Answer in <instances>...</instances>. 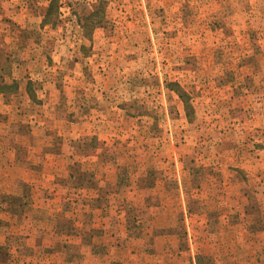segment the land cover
Returning a JSON list of instances; mask_svg holds the SVG:
<instances>
[{
  "label": "rangeland",
  "instance_id": "obj_1",
  "mask_svg": "<svg viewBox=\"0 0 264 264\" xmlns=\"http://www.w3.org/2000/svg\"><path fill=\"white\" fill-rule=\"evenodd\" d=\"M48 2L0 0V77L19 85L0 92L2 152L11 149L22 164L46 167L44 174L31 172V187H1L0 206L30 213L33 230L46 226V211L62 209L71 217L106 212L107 226L122 232L119 214L126 213L127 230L142 246L151 227L157 235L173 231L168 238L200 264H264L260 234L234 224L228 217L241 206L227 201L240 194L236 178H245L264 208V0H59L56 23L41 26ZM81 16L101 19L89 39ZM173 81L187 96L190 119L167 87ZM90 136L107 146L99 156ZM148 167L157 184L138 191L136 177ZM70 168H92L95 175L80 176L78 188ZM116 174L132 186L108 202H91L93 188L115 182ZM13 192L38 196L30 206ZM142 193L152 198L144 201ZM188 197L204 218L181 213ZM0 218V227L8 222L0 228L4 262L7 248L25 240L7 233L12 219Z\"/></svg>",
  "mask_w": 264,
  "mask_h": 264
},
{
  "label": "crops",
  "instance_id": "obj_2",
  "mask_svg": "<svg viewBox=\"0 0 264 264\" xmlns=\"http://www.w3.org/2000/svg\"><path fill=\"white\" fill-rule=\"evenodd\" d=\"M11 80L12 78L9 79V81ZM18 88L19 85L17 83L16 89L8 93L16 92ZM24 89L28 98L32 100V98L29 97L26 91V84ZM5 137L0 136V188L10 187V186L19 187L20 185L31 187L32 182L30 181L29 175H31V172H37L36 171L37 169L44 174V172L46 171L45 164L36 165V166L34 164H28L26 166L17 159L16 153L11 149H9L8 153L2 152V141H3L2 138ZM91 138L95 140V142L92 144L93 146L91 145L92 146L91 149H98L99 147L100 149H102L100 152L99 150L98 152L97 151L95 152V155L99 156L100 154H102L103 150L107 149V146H100L99 143L101 142L99 140H96L97 138L95 136H90L89 139L91 140ZM6 156H8V158H6ZM69 170L70 172H72L73 168L72 169L70 168ZM78 170H79L78 173L89 172L91 175H95V169L92 168L91 169L79 168ZM153 170H154L153 168L148 167L142 175L136 177V185L138 191L145 190L148 188H153L156 186L158 177L154 176V174L151 175V173H153ZM236 170L241 171L239 168L234 169V171ZM147 172H149L148 175H146ZM149 175H151V177H148ZM124 179L123 177L122 178L118 177V175L116 174L115 182L111 183L109 180H106L104 185H99L97 187L95 186V188H93L95 189L94 190L95 194L91 197V202L94 201L97 203L98 201H100L101 198H103L106 202H108L110 196H112L113 194L121 193L122 190L121 188L127 186L131 187L132 186L131 180L127 178L124 182ZM60 180H64V178H60ZM235 181L239 185L241 184L239 187L240 194H238L236 198L228 199L227 201L232 203L234 202L240 203L241 210H235L234 214L230 215L228 218H232V219L234 218L236 220L234 224H238L240 228L244 227L243 230L244 231L248 230L249 234H251L252 236H254L255 233H257V235L260 234L261 241L258 242L257 244L259 248L258 254L259 257L263 258V262H264V208L262 207L261 202L258 201V199L253 196V194L256 196V192L254 190H252L251 192V190L248 189L249 184H247V180L245 178L237 177ZM50 183L51 184L53 183L52 180L50 181ZM74 183L76 186H78V188L83 186V185H78L77 184L78 182H74ZM112 184L116 186L115 190L109 191L105 189V186ZM93 186L94 185H91V187ZM178 186H179V180L176 181L174 187L177 188ZM21 195L22 194H17V192H13L12 198L17 199L19 202L28 201L30 206L31 205L33 206L32 202H36L35 198L38 196V194L35 195L36 197L35 196L33 197V195L29 197H24L23 195L22 196ZM142 195H145L143 199L144 201H146L148 198H152L147 193H142ZM21 197L24 198L21 199ZM38 200L39 199H37V201ZM51 201L54 200L52 199ZM121 201L122 202L124 201V203H128V204L134 203L132 200H128L126 198L124 200L121 198ZM195 201L203 204L202 203L203 201L202 202L199 200H195ZM182 202H184V205L181 213L184 216H187L186 214H189L194 216H200V218H204L205 213L201 212L204 211L203 208L202 209L200 208L201 209L200 211L196 209L192 210V208L188 205L194 202L192 198L188 197L186 201H182ZM18 213L19 212L10 209H3L2 206H0V217L3 218L5 217L7 220L12 219V223L11 222L9 223L13 229L11 230V228L9 227L10 231L7 233L15 237L19 235L22 238V240H25L22 243H17L15 245L12 244V246L7 248L9 254L7 255V257H5L4 262L0 261V264H93V263L152 264L149 262L150 259H153L154 261H158V264H162V263L167 264V261L170 260L173 261V264H185L187 263L188 260H189V264H200L195 261V258L192 253H188L185 250L183 251L178 249V244L171 241L168 238V236L174 235L173 231H169L168 233L164 232V233H160V235H157L155 230L152 231L154 228L150 227L148 229L149 232L147 234V236L150 238L149 244H145V245L143 244L142 246L143 239H140L139 237L137 238L132 237L130 235V232H128L127 230L128 225L126 224V219H128V217L126 213H125L126 217L123 216V213L119 214L120 219H122L125 223V227L122 232H117L116 229H114V227L107 226L106 220L107 219L110 220V218L107 217L106 212L104 213L100 212L98 217H95L92 212H88L87 214L88 218L86 217L87 216L86 214L82 213L81 216L83 217V220H81L82 218L80 214H76V216L72 214L71 217L69 216V214H67V212L62 211V209L57 213L46 211L43 216V220H46V226H42L41 224L38 223L37 227H41V228L34 227V230L33 228H31V222L29 219L30 213L26 211L23 212L21 215H19ZM94 218L95 219L98 218V223L100 227L96 225L97 223H95ZM243 218L249 219L248 224L246 226L241 225ZM84 219H85V224H84ZM114 219L111 218L112 226H114L113 223ZM33 221L36 222L39 220H33ZM3 223L7 224L8 222L6 223L3 222ZM2 224L1 227L3 226ZM96 227L99 228L100 230L98 231V233H93L96 231ZM85 231L87 233H90V237L87 239L82 238V235H85ZM43 235H47V236L42 237ZM70 235H73L74 238H76V240L71 241L68 237ZM118 236H120V240L113 243V241H115V238H117ZM49 237L51 238L54 237V238L51 240V238ZM99 237L102 240L104 239L103 240L104 242H102L101 240H95L96 238ZM4 244H6L5 241L3 240L0 241V246ZM159 249H163L161 250L162 252L161 255ZM173 251L175 252L174 254L176 255L177 258L174 255L173 259H170L169 256H172ZM177 252H181V253L184 252V255L188 256V258L186 257L187 260L183 262L182 256L178 257ZM118 253L119 256L116 255ZM166 255L168 257H163ZM101 260L104 263H101L102 262ZM168 264H172V263L169 262Z\"/></svg>",
  "mask_w": 264,
  "mask_h": 264
},
{
  "label": "trees",
  "instance_id": "obj_3",
  "mask_svg": "<svg viewBox=\"0 0 264 264\" xmlns=\"http://www.w3.org/2000/svg\"><path fill=\"white\" fill-rule=\"evenodd\" d=\"M58 1L59 0H49L47 6L45 7V9L43 11V13L41 14V22H40L41 26H44L45 24H51L53 26L56 23V17H57V13H58ZM100 3L101 2H99L98 4H100ZM77 19H78V22H80V24H81L80 27L82 28L83 35L85 37H87L88 39H89L88 34H89L90 30L94 26L100 25V22H101L100 18H98L96 20H90L88 22L86 19V16H81V17H78ZM29 85H30V81H28L26 83V91H27L29 97L32 98L34 94H33L32 90L30 89ZM16 87H17V82L15 80H11L10 82H6L3 80L2 77H0V92H2V93L12 92L16 89ZM167 87L170 90H173L175 93H177L178 97L183 102L185 114L190 119L191 108L187 102V96H186L185 92L181 89L179 84L175 81L168 82ZM90 141H94L93 138H91ZM73 170L78 173L77 169L73 168ZM73 170H72V172H74ZM72 172H70V174H69L70 177L72 176ZM85 173L86 172H80L77 174V176H74V180H75V182H78V185H82V182L80 180V176H84ZM89 175H91V174H89Z\"/></svg>",
  "mask_w": 264,
  "mask_h": 264
}]
</instances>
